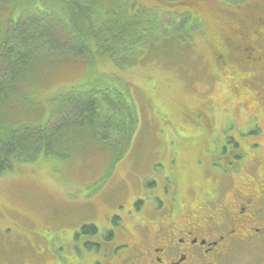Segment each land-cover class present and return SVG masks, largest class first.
<instances>
[{
	"label": "rangeland",
	"instance_id": "1",
	"mask_svg": "<svg viewBox=\"0 0 264 264\" xmlns=\"http://www.w3.org/2000/svg\"><path fill=\"white\" fill-rule=\"evenodd\" d=\"M131 3L140 11L155 8L162 14L190 11L200 24L189 32L191 38L174 47L171 31L183 30L174 29L171 18L165 16L160 23L139 18L145 21L146 32L134 33L136 44L131 47L116 48L114 58L123 62L117 68L112 54L94 57L89 47L79 57L69 50L75 55L68 58L66 48H61V29L53 31L58 19L51 20L39 10L49 12L44 0H0V14L7 12L0 15V28L7 32L13 20L30 16L48 23L42 34L51 40L34 51L39 61L25 74L28 81L36 80L26 86L29 93L9 95L0 104L4 122H21L27 111L38 110L33 114L40 115L45 104L55 102L61 88L99 84L105 87L100 88L102 101L97 99V105L114 111L112 128L129 132L128 138L124 133L119 140L101 143L91 130H72L59 139L61 146L51 157L20 162L12 173L0 177V264L21 260L23 264H86L94 257L88 259L91 248L86 244L95 237L89 239L94 231L87 233L84 228L96 226L95 231L102 233L110 225L130 226L131 221L138 222L130 219L135 204L142 206L145 201V209L158 206L177 188L195 196L193 188L201 192L212 181L207 172L210 164L213 169L224 167L222 151L231 149L233 140L246 143L247 113L260 117L262 106L255 85L248 81L250 71L235 59L228 58L224 64L218 54L224 49L228 57L231 48L243 54L247 43L243 39L250 28L246 19L264 15V0ZM104 44L114 49L108 38ZM46 47L53 53L46 54ZM28 116L24 120L31 119ZM123 138L126 154L121 156ZM61 151L68 154L62 156ZM240 179L244 184L246 178ZM194 203L201 206V201ZM149 214L139 221H149ZM62 229L70 234L78 231L72 243L61 236Z\"/></svg>",
	"mask_w": 264,
	"mask_h": 264
},
{
	"label": "flooded vegetation",
	"instance_id": "2",
	"mask_svg": "<svg viewBox=\"0 0 264 264\" xmlns=\"http://www.w3.org/2000/svg\"><path fill=\"white\" fill-rule=\"evenodd\" d=\"M246 21L250 28L243 54L231 48L228 57L219 55L224 64L235 59L250 71L248 81L262 106L260 117L247 113L246 143L233 140L231 149L222 151L224 167L213 169L210 164L212 181L201 192L193 189L195 196L177 188L158 206L145 209L148 203L143 201L130 218L138 222L110 225L90 237L95 240L87 243V256L94 257L86 264H264V15H250ZM242 176L244 184L238 182ZM196 200L201 206L194 207ZM147 214L149 221H139ZM63 232L68 244L78 233Z\"/></svg>",
	"mask_w": 264,
	"mask_h": 264
},
{
	"label": "trees",
	"instance_id": "3",
	"mask_svg": "<svg viewBox=\"0 0 264 264\" xmlns=\"http://www.w3.org/2000/svg\"><path fill=\"white\" fill-rule=\"evenodd\" d=\"M131 1L44 0V4L49 5V12L43 9L39 10L46 13L45 15L51 20L58 19L57 22L53 23L55 25V27L52 26L53 31L61 29L59 32L62 43L61 48H66L64 54H67L68 58H72L75 54L79 57V52H83L85 47H89L94 57L98 53L112 54L113 58H110L117 68L123 62L121 63L114 58L116 48L131 47V45L136 44V41L135 43L132 41L133 34L137 32V35H140L146 32L144 29L145 21H141L139 18H145L146 21L153 23H160L161 18L165 16L171 18L174 22V29L183 30V33L180 32V34L177 33L178 29L171 31L175 39L174 47H179L178 44L191 38L189 32L197 24H200V19L190 11L163 14L155 8L140 11L139 7L131 6L133 3ZM167 1L173 3L182 0ZM149 12H151V18L148 16ZM6 13L5 11L0 15L4 16ZM187 16L188 22L186 23ZM29 17L13 20L12 29H7V32L3 30V26L0 28V104L9 95H18L19 92L21 95H23V92L29 93L26 86H31L36 80L28 81L25 79L27 78L25 74L34 66L35 61H39L38 57L34 59V51L40 46L49 45V42H51L48 36L44 37L42 34L43 31L45 32L43 25L46 24L48 29V23L41 24L37 19L31 20V17ZM185 23L187 25L183 28ZM96 25L99 28H96ZM163 26L165 30H169L164 20ZM158 31L159 29L156 33ZM102 35L105 39L110 40L114 49L106 47L104 44L105 39L101 38ZM55 44L56 42H53L54 46H56ZM187 44L189 45V43ZM66 45L67 47H65ZM46 48V54L53 53L51 47ZM71 49L75 54L69 51ZM54 51H56L55 48ZM224 51V49H221V54L218 55L224 54ZM96 80H91L88 84H94ZM22 82L23 86L21 87ZM91 86L93 85L81 84V87L59 89V95L57 94L56 98L54 97L55 102L51 101L45 104L46 109L43 108L40 115H36L38 110L25 113V115L28 113V117L31 118L29 120H24L25 115L22 114L21 122L17 123L12 121L13 119L10 120L11 123L4 122V120L6 121L5 115L0 117V177L7 172L11 171L10 173H12L16 168V164L20 162L34 163L38 159L51 157L55 154L54 150L57 151L61 146L62 141L59 139L65 138L72 130H91L93 136L98 138V141H102L101 143H112L114 139L119 140L124 133L123 137L128 138L127 133L129 132L122 131L120 126L119 129L112 128L116 121V118L111 114L114 111L97 105V99L102 101L100 88L105 86L99 84ZM33 112H36V114H33ZM122 140L124 146L121 148V156L126 154L123 151L126 150L127 139L123 138ZM71 151L75 152L74 149H71ZM61 153L62 156L68 154V152L64 153L62 151ZM193 189L196 190V188ZM134 209H140V205L137 204L136 206L135 204ZM84 229L83 231L87 233L94 231V233H89L91 235L98 232V230L95 231L94 226ZM87 248H91V246L87 244Z\"/></svg>",
	"mask_w": 264,
	"mask_h": 264
}]
</instances>
